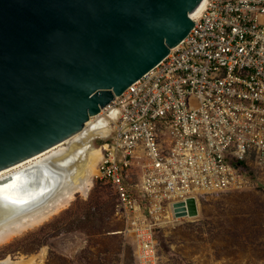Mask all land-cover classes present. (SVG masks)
Instances as JSON below:
<instances>
[{
  "label": "built area",
  "instance_id": "1",
  "mask_svg": "<svg viewBox=\"0 0 264 264\" xmlns=\"http://www.w3.org/2000/svg\"><path fill=\"white\" fill-rule=\"evenodd\" d=\"M192 20L81 131L106 128L94 177L115 192L135 264H159L155 229L188 216L187 199L264 184V0H204Z\"/></svg>",
  "mask_w": 264,
  "mask_h": 264
},
{
  "label": "water",
  "instance_id": "2",
  "mask_svg": "<svg viewBox=\"0 0 264 264\" xmlns=\"http://www.w3.org/2000/svg\"><path fill=\"white\" fill-rule=\"evenodd\" d=\"M201 1L0 0V169L80 133L180 43ZM17 175L0 185L36 206L62 174L43 162Z\"/></svg>",
  "mask_w": 264,
  "mask_h": 264
},
{
  "label": "rangeland",
  "instance_id": "3",
  "mask_svg": "<svg viewBox=\"0 0 264 264\" xmlns=\"http://www.w3.org/2000/svg\"><path fill=\"white\" fill-rule=\"evenodd\" d=\"M99 142L93 139L92 147ZM261 185L201 195L195 216L156 228L159 264H264ZM124 227L113 188L92 176L85 195L75 193L47 219L0 242V260L43 251L33 264H135L133 240Z\"/></svg>",
  "mask_w": 264,
  "mask_h": 264
},
{
  "label": "bare ground",
  "instance_id": "4",
  "mask_svg": "<svg viewBox=\"0 0 264 264\" xmlns=\"http://www.w3.org/2000/svg\"><path fill=\"white\" fill-rule=\"evenodd\" d=\"M203 6L204 0L191 12V18L197 16ZM105 133L106 128L103 126L91 127L90 130L74 134L72 137L66 138L36 155L0 169V179L12 176L13 181L9 185L16 183L20 176L17 174H22L25 170L35 169L36 166L43 162H50L55 170L62 174L58 176L60 183L51 191L50 196L43 203L36 206H32L34 202L31 204L30 198L26 202L15 200V196L10 194L16 192L7 191L9 187L7 184L0 185V203L2 204L0 205V236L4 235V240L12 234L19 233L23 229L37 225L47 219L50 215L66 206L75 193L86 194L92 184V176L96 173V164L100 157L99 148L92 147L90 139L96 134L104 135ZM83 152L85 154L88 152V157H85ZM39 199L41 198L37 200ZM12 206L20 207V209L11 210ZM25 206L27 208L22 210V207ZM42 253L17 260L6 257L0 260V264H33L36 257L39 259L42 257Z\"/></svg>",
  "mask_w": 264,
  "mask_h": 264
},
{
  "label": "trees",
  "instance_id": "5",
  "mask_svg": "<svg viewBox=\"0 0 264 264\" xmlns=\"http://www.w3.org/2000/svg\"><path fill=\"white\" fill-rule=\"evenodd\" d=\"M252 179L254 180L255 185H257V186H260L261 185L257 180H255V177L254 176L252 177ZM261 187L264 189V186L261 185Z\"/></svg>",
  "mask_w": 264,
  "mask_h": 264
}]
</instances>
